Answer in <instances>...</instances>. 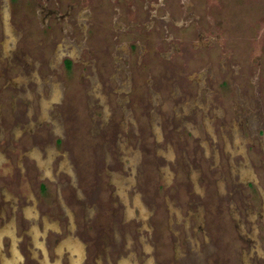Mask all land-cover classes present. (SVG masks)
<instances>
[{
  "label": "rangeland",
  "instance_id": "374dc122",
  "mask_svg": "<svg viewBox=\"0 0 264 264\" xmlns=\"http://www.w3.org/2000/svg\"><path fill=\"white\" fill-rule=\"evenodd\" d=\"M12 221L19 264H264V0H0Z\"/></svg>",
  "mask_w": 264,
  "mask_h": 264
},
{
  "label": "flooded vegetation",
  "instance_id": "af4514ba",
  "mask_svg": "<svg viewBox=\"0 0 264 264\" xmlns=\"http://www.w3.org/2000/svg\"><path fill=\"white\" fill-rule=\"evenodd\" d=\"M49 14H51V13L49 12L48 15ZM26 214L31 215V216L35 215L30 207L27 208ZM30 227H31L30 230L32 232L34 239L37 240V236L39 234L37 224L31 223ZM5 234H8V236L10 238V247H9L8 254L4 253L3 248H2V244H3L2 241H3V237ZM37 244H38V242H37ZM58 245L59 246L57 247V250L59 253H61L64 248H67V250L69 252L68 264H73L75 259L79 262V264H83L84 256L86 255V250H85L86 247L83 249L84 245L79 243L76 238H74L73 236H70V235H68V236L66 235L64 238H62L58 242ZM40 246L42 247V244ZM130 252L131 251H128L127 253L118 256L116 264H132L130 259L122 258V257H127ZM33 254H35V253L33 252ZM44 254H45V258H43L40 261V264H60L59 259H56L53 262H50L47 259L46 251H44ZM134 257H135V254H134ZM21 259H22L21 253L16 246V236H15L13 221L9 224L8 223L3 224L0 227V264H19V261ZM135 259H136V257H135ZM150 263L154 264V260L152 258L149 261V264Z\"/></svg>",
  "mask_w": 264,
  "mask_h": 264
},
{
  "label": "bare ground",
  "instance_id": "6f19581e",
  "mask_svg": "<svg viewBox=\"0 0 264 264\" xmlns=\"http://www.w3.org/2000/svg\"><path fill=\"white\" fill-rule=\"evenodd\" d=\"M73 264H79V262L75 259L74 263Z\"/></svg>",
  "mask_w": 264,
  "mask_h": 264
}]
</instances>
